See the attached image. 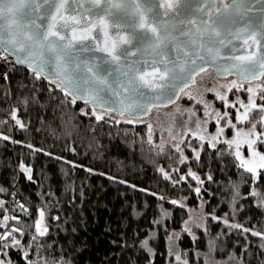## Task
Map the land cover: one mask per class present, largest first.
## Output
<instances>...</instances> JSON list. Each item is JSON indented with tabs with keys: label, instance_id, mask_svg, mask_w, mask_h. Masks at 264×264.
<instances>
[{
	"label": "trees",
	"instance_id": "16d2710c",
	"mask_svg": "<svg viewBox=\"0 0 264 264\" xmlns=\"http://www.w3.org/2000/svg\"><path fill=\"white\" fill-rule=\"evenodd\" d=\"M57 84L0 59V222L8 217L0 234L11 232L0 239L3 264H264V238L251 234L264 230V202L251 195L264 182L239 166L228 144L212 147L187 134L177 152L144 122L84 115L89 104H72ZM213 104L221 115L235 113L216 99ZM228 119L220 123L228 126ZM256 147L264 154V146ZM193 148L201 157L195 162ZM159 168L180 169L171 171L177 178L191 168L203 183L186 177L173 187ZM41 207L49 234L32 240L29 225Z\"/></svg>",
	"mask_w": 264,
	"mask_h": 264
},
{
	"label": "snow or ice",
	"instance_id": "6c2138e0",
	"mask_svg": "<svg viewBox=\"0 0 264 264\" xmlns=\"http://www.w3.org/2000/svg\"><path fill=\"white\" fill-rule=\"evenodd\" d=\"M256 3L262 5L259 17L248 15L254 8L250 0H0V50L13 57V63L27 66L34 79L52 84L58 80L57 87L71 97L70 102L89 104V111H81L97 121L107 122L106 117L118 113L133 117L124 123L143 122L142 117L154 109L182 99L207 109L212 101L204 99V93H213L223 107L235 110L223 115L216 110L218 120L232 116L226 120L229 128L236 126L233 120L250 125L244 133L250 159L244 158L237 140L223 143L235 145L239 166L264 182V154L256 147L258 143L264 146V0ZM209 69L226 84L198 91L197 99L191 89L198 88L197 77L203 81V74H211ZM228 94L235 99L230 100ZM187 110L196 115V110ZM195 123L199 126V121ZM16 124L25 127L19 119ZM223 132L221 128L219 134ZM176 151L182 152L179 145ZM193 151V161L200 160V151ZM178 159L185 163L188 157ZM21 169L31 180V168L22 162ZM158 171L163 179L173 181V187L186 177L203 183L191 168L178 178L171 171L180 169ZM194 191L199 194L200 188ZM251 195L264 202V190ZM35 216L29 225L34 230L32 240L47 236L50 227L46 208L37 209ZM7 220L5 216L0 227H7ZM251 234L264 238V230ZM10 235L0 234V239L7 240Z\"/></svg>",
	"mask_w": 264,
	"mask_h": 264
},
{
	"label": "rangeland",
	"instance_id": "374dc122",
	"mask_svg": "<svg viewBox=\"0 0 264 264\" xmlns=\"http://www.w3.org/2000/svg\"><path fill=\"white\" fill-rule=\"evenodd\" d=\"M203 75V81H201L200 77H197L198 88L194 87L193 89H191L192 94L194 96H197V99H200V96L197 95L198 91L204 93V89L206 87L218 88L219 85L226 84V80L222 77H216L212 74ZM233 78L234 77H228L229 80ZM228 97L230 100L235 99V97H233L231 94H228ZM204 99L212 101V103L211 106L207 109L204 108L203 104H200L199 106L202 109L201 112H198L195 101H192L191 103H182V101H177L176 104H170L167 107L154 109L149 115L142 117V121L146 123L147 126L151 125V128H149L150 135H158L160 137V142L163 144H169L173 147H176L181 139L187 134L202 135L203 137H205L204 141L213 143H217L218 141L223 142L226 140H237L240 144L239 150L243 154L244 158L250 159L251 152L247 148V145L245 143L248 137L244 135V133L247 132L248 129H244L239 126H237L238 128H229L226 125L223 126L220 123V119L218 120L215 114L217 109L214 108L213 104V100L215 99L214 94L204 93ZM178 107L179 110H177ZM189 108L196 110L195 116H193L192 113L187 110ZM225 112L228 111L225 110ZM110 117L115 119L116 121H124L126 119H129L125 116L122 117L120 115L116 117L113 113ZM196 121H199V126L196 125ZM221 128L224 129L222 135L219 134ZM231 129H233V136L231 134ZM237 132H240L239 136L236 135ZM213 136H216V140H212ZM230 147L234 150V152H236L235 145H232ZM238 162L240 164L239 160Z\"/></svg>",
	"mask_w": 264,
	"mask_h": 264
},
{
	"label": "water",
	"instance_id": "95a60500",
	"mask_svg": "<svg viewBox=\"0 0 264 264\" xmlns=\"http://www.w3.org/2000/svg\"><path fill=\"white\" fill-rule=\"evenodd\" d=\"M250 3H252L253 5H254V8H253V10L250 12V13H248V15L249 16H253V17H259L260 15H261V13L258 11L259 9H260V7L262 6L261 4H259V3H256V0H250ZM3 51V50H2ZM7 56H9L8 55V53L7 52H5V51H3ZM9 58L11 59V61H13V57H11V56H9ZM16 64V63H15ZM16 65H19V66H21V67H23V68H25V69H28V70H30L29 68H27V66H25V65H22V64H16ZM211 70V69H210ZM47 69H45V73H47ZM214 73V72H213ZM215 74V73H214ZM216 75V74H215ZM58 81V80H57ZM59 82V81H58ZM78 102H83V101H80V100H77ZM90 106V105H89ZM91 107V106H90ZM97 109H99V108H97ZM113 114H116V115H119L118 113H113ZM124 116H127V117H130V118H133V117H131V116H128L127 114H125ZM144 117V116H143Z\"/></svg>",
	"mask_w": 264,
	"mask_h": 264
},
{
	"label": "built area",
	"instance_id": "2783aa9c",
	"mask_svg": "<svg viewBox=\"0 0 264 264\" xmlns=\"http://www.w3.org/2000/svg\"><path fill=\"white\" fill-rule=\"evenodd\" d=\"M3 52V51H2ZM4 56H7L5 53H3L2 54V57H4ZM8 57V59L7 60H5V62H7L8 63V65H14L15 63H13L12 61H11V59L9 58V56H7Z\"/></svg>",
	"mask_w": 264,
	"mask_h": 264
},
{
	"label": "flooded vegetation",
	"instance_id": "af4514ba",
	"mask_svg": "<svg viewBox=\"0 0 264 264\" xmlns=\"http://www.w3.org/2000/svg\"><path fill=\"white\" fill-rule=\"evenodd\" d=\"M209 72L212 74V75H214V76H216L210 69H209ZM216 77H218V76H216Z\"/></svg>",
	"mask_w": 264,
	"mask_h": 264
}]
</instances>
